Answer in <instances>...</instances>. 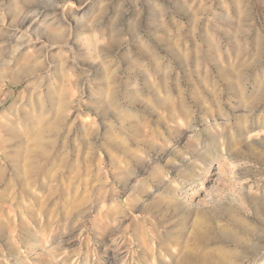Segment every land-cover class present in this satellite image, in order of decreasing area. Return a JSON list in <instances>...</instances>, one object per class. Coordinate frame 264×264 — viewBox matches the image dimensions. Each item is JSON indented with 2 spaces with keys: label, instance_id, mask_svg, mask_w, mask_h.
<instances>
[{
  "label": "rangeland",
  "instance_id": "obj_1",
  "mask_svg": "<svg viewBox=\"0 0 264 264\" xmlns=\"http://www.w3.org/2000/svg\"><path fill=\"white\" fill-rule=\"evenodd\" d=\"M92 29L114 43L96 58ZM21 54L52 105L19 177L0 161L41 202L3 204L0 264H264V0L0 2L3 80ZM18 89L0 83V114Z\"/></svg>",
  "mask_w": 264,
  "mask_h": 264
},
{
  "label": "bare ground",
  "instance_id": "obj_2",
  "mask_svg": "<svg viewBox=\"0 0 264 264\" xmlns=\"http://www.w3.org/2000/svg\"><path fill=\"white\" fill-rule=\"evenodd\" d=\"M0 2H1V7L7 8V9L11 8V6H16L19 4V0H0ZM29 13H31V15L34 14L32 12H29ZM38 21L40 22V24H38L39 23ZM44 22L45 21H43V20H41V21L38 20L37 16H34V17L30 18L29 21L26 22L25 24L20 25L19 28H20V30H24L25 32L31 33L34 30V27H36V26L38 27L41 24H43ZM76 23H77V20H76ZM83 27L86 28L87 31H91L90 26L86 27L84 25ZM52 28H53V26H52ZM61 28L54 27L53 30L47 32V34H45V37L42 38L43 41L45 43H47L50 47L55 46V47L60 48L62 45L67 44L69 42V38H70L69 32L65 31ZM93 29L96 31L98 28L93 27ZM93 29H92L93 33H91L90 36L85 38V43H86V47L88 49L89 55L91 57L95 56V58H96L97 54H99V52L109 51L112 48V45L114 43L108 44L104 47H100L98 45L100 40L98 41L99 38L96 37L95 31ZM78 35H80V33H78L76 36H72L73 37L72 39L74 40V41H72V43L75 42V39H77V38L79 39ZM120 38H121V36H120ZM39 39H41V38H39ZM36 40H38V38ZM142 45H143V43H138L137 47L140 48V47H142ZM71 46H72V44H71ZM73 46H74V44H73ZM41 50L42 49H40V51ZM138 51H139V53L141 52V53L145 54L144 50H138ZM34 52H36V51H34ZM18 56H20V57L23 56V58H22L23 60L21 62V65L18 67V69H16L14 72H12L11 75H9L7 80H3V74L0 73V83L8 84L10 86H17V85L19 86V89L15 92L14 100L12 101L11 106H9L7 110H5V111L3 110L4 112H2L0 114V144L2 145L4 143H8L10 146V148H9L10 153H8V152L5 153V152L0 151V161L3 159L7 163L8 166L6 169L8 172H10V177H12V178L19 177L21 171L19 168L18 160L20 159L21 155H23V154L26 155L29 152V143H34L37 141L38 134L40 133V128L36 125V123L39 119L43 118L47 114L48 106L52 105L51 102H49V103L46 102L47 99L49 98V94H50V91L47 89L48 88L47 80L44 77V73H46L45 69H47V67H45L44 64H42L40 62L37 63V65L35 64V66H33L32 60H31L32 61L31 62V61H29V59L24 58L25 54H21ZM18 59H19V57H18ZM13 63H15V62H13ZM65 67H63V69ZM68 67H69V65H68ZM0 72H1V70H0ZM155 104L157 107L163 106V104L159 103V102H156ZM55 112H57V111H55ZM44 119L46 121V118H44ZM45 124L47 125V126L46 125L45 126H46V130H48V131H54L55 128L59 127V126L62 127V121L59 119V117L55 120V122L53 124H51L49 122H48V124H47V122ZM83 151H85V150H83ZM55 152H56V150H55ZM246 153H247L246 156L254 157L253 154H250L248 152H246ZM79 155H80V152H79ZM237 155H239V154H237ZM234 157H237V156H234ZM3 169L4 168H1V166H0V214L3 213V210H4L3 204L4 203L7 202V204H9V207L11 206L12 208H16L17 203H19V201L17 202L18 199H23L24 201L25 200L26 201H33L36 206L41 205L40 200L37 199V197H35V194L33 191H27L26 190L25 193H21V192H17L14 189H12V182H11V180L9 181L8 177H6V171ZM244 230H245V233L250 231L249 228L246 229L245 227H244ZM195 235L197 237H199L197 234H195ZM233 240L236 243L239 242V238H233ZM254 254L255 253H254V249H253L250 252V255L254 256ZM232 258H235V255ZM223 260H226V259L223 256H221L219 258V260L217 259L215 262H208L207 264H222V263H224Z\"/></svg>",
  "mask_w": 264,
  "mask_h": 264
}]
</instances>
